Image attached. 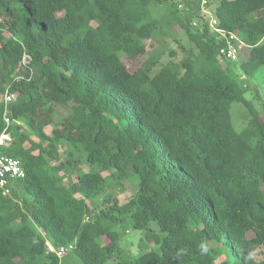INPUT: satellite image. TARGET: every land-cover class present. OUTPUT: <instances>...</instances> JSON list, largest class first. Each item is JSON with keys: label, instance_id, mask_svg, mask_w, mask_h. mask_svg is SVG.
<instances>
[{"label": "trees", "instance_id": "trees-1", "mask_svg": "<svg viewBox=\"0 0 264 264\" xmlns=\"http://www.w3.org/2000/svg\"><path fill=\"white\" fill-rule=\"evenodd\" d=\"M214 2L241 75L218 61L199 0H0V152L24 170L0 198V264H264V113L244 95L259 97L264 0ZM176 26L196 49L177 61ZM129 228L143 230L134 252Z\"/></svg>", "mask_w": 264, "mask_h": 264}, {"label": "rangeland", "instance_id": "rangeland-1", "mask_svg": "<svg viewBox=\"0 0 264 264\" xmlns=\"http://www.w3.org/2000/svg\"><path fill=\"white\" fill-rule=\"evenodd\" d=\"M214 0H212L209 4V12L211 15H213V8L212 6L215 4ZM176 40L177 42L171 41L170 38L167 39L168 41V47L169 49H172L174 51L175 56L173 57L174 60H179L183 57V51L181 49V46H184L186 49H193L196 51L193 43L188 39L187 35L184 31H182L179 27L176 26ZM146 49L150 51L153 46L157 45L156 42H153L151 40H146ZM245 56V53H241V57L243 58ZM147 57L146 54L140 55L135 59H126L127 60V68L130 72L135 71L140 64L144 61V59ZM239 57V56H238ZM167 58L166 53L162 56V60H165ZM238 60V58H237ZM235 60L229 61L225 58H218V61L223 64L224 66L227 64L232 68V71L236 74L241 75V69L239 66V61ZM158 66L154 68L156 70ZM253 84L256 85V89L258 91V96L255 97L254 93L251 92V90H247L244 95L246 99H249L253 102V104L257 107L259 113H264V66H261L258 71L256 72V75L254 76V79L252 80ZM59 107H56L58 109ZM230 114H231V123L233 128L236 131H240L245 125H246V114L247 111L242 103L235 102L232 103L230 108ZM63 112L60 111V113L55 116V119L57 117L62 116ZM55 126V124L48 125L45 127V132L50 134L52 127ZM105 175H107V172H104ZM263 189H264V183H263ZM136 190V186L132 184L129 181H126L122 187V189H114V192L117 194V198L119 202L126 201L129 196ZM141 237H143V230L136 229V228H129L127 232H122L119 238V243L122 248H125L127 250H130L134 252L140 242ZM148 246L152 247V244H149ZM139 248V247H138ZM61 264H80L78 260L75 258V256L72 253H68L65 255L61 261ZM110 264H113L111 262ZM229 264V262L227 263Z\"/></svg>", "mask_w": 264, "mask_h": 264}, {"label": "built area", "instance_id": "built-area-1", "mask_svg": "<svg viewBox=\"0 0 264 264\" xmlns=\"http://www.w3.org/2000/svg\"><path fill=\"white\" fill-rule=\"evenodd\" d=\"M200 1V13L207 20L209 29L216 33V37L221 41V46L219 48V56L225 58L226 60H237L239 49L242 46V42L237 40L235 34L225 31L217 27V20L214 15L209 12V5H207V0ZM195 24V23H194ZM24 55L23 63H26L28 59ZM15 98V93L9 92L7 89L2 94V99L4 101L5 115L4 121L8 125L10 120L6 115L8 113L7 104ZM8 135L3 134L0 136V142L7 139ZM24 176V170L18 159L3 155L0 152V198L7 197L11 194V182L19 177ZM46 248L49 252L56 253L57 256H63L71 246H59L54 247L50 242L46 241Z\"/></svg>", "mask_w": 264, "mask_h": 264}, {"label": "clouds", "instance_id": "clouds-1", "mask_svg": "<svg viewBox=\"0 0 264 264\" xmlns=\"http://www.w3.org/2000/svg\"><path fill=\"white\" fill-rule=\"evenodd\" d=\"M2 135H3V134H2ZM7 135H8V134H7ZM8 138H9V136H8ZM8 138H7V139H8ZM4 140H6V139H4ZM4 140H3V141H4ZM3 141H2V142H3ZM2 142H0V143H2Z\"/></svg>", "mask_w": 264, "mask_h": 264}, {"label": "crops", "instance_id": "crops-1", "mask_svg": "<svg viewBox=\"0 0 264 264\" xmlns=\"http://www.w3.org/2000/svg\"><path fill=\"white\" fill-rule=\"evenodd\" d=\"M9 136V135H8Z\"/></svg>", "mask_w": 264, "mask_h": 264}]
</instances>
